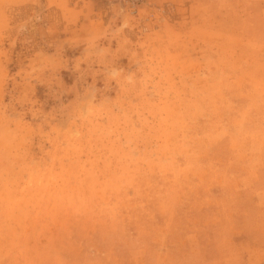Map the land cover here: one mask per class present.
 <instances>
[{"label": "rangeland", "instance_id": "obj_1", "mask_svg": "<svg viewBox=\"0 0 264 264\" xmlns=\"http://www.w3.org/2000/svg\"><path fill=\"white\" fill-rule=\"evenodd\" d=\"M0 264H264V0H0Z\"/></svg>", "mask_w": 264, "mask_h": 264}]
</instances>
